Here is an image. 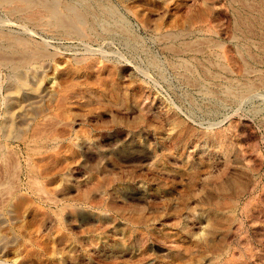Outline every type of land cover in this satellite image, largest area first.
Instances as JSON below:
<instances>
[{"label": "rangeland", "instance_id": "374dc122", "mask_svg": "<svg viewBox=\"0 0 264 264\" xmlns=\"http://www.w3.org/2000/svg\"><path fill=\"white\" fill-rule=\"evenodd\" d=\"M105 2L134 36L104 34L113 20L62 34L36 7L0 4V32L52 53L18 76L0 64V264H264V83L209 102L231 80H264V60L239 58L234 3ZM179 29L221 46L175 53L163 35Z\"/></svg>", "mask_w": 264, "mask_h": 264}, {"label": "bare ground", "instance_id": "6f19581e", "mask_svg": "<svg viewBox=\"0 0 264 264\" xmlns=\"http://www.w3.org/2000/svg\"><path fill=\"white\" fill-rule=\"evenodd\" d=\"M63 1V2H62ZM62 10H60L58 7V5L61 4V2L59 0H0V4L4 3V4H11L14 3L12 12H20V11H27V10H31L32 8L34 9L36 7V9H38L39 11H43L45 13V17L47 19V21L49 22V24H51L52 26L55 27V29L62 34H69V35H78L79 33L81 34V32L84 31V29L88 28V30H93L97 23L98 20H100V22H102V20H113L114 23L113 26H103L102 28V32L104 34H110L113 30L119 29L122 32L129 34L130 36H134L131 35L130 32L127 31V29L125 28L126 26H124L123 21L121 22L119 15H117V13L115 12L116 10H114V8L107 2L108 0H104V1H94V3L92 4L91 1H87V0H62ZM78 1H80L81 3H79ZM232 1V3H234V10H235V15H233L232 19H234V21H232L236 28H234V26H232V28L235 29L236 33H235V40L234 43L237 46V52L239 53V58L246 62V60L248 59L251 62H259L264 60V0H230ZM86 3L87 6H82V3ZM202 2V1H201ZM229 2V1H228ZM60 3V4H59ZM228 6V5H227ZM231 6V4H230ZM232 7V6H231ZM231 10H233L231 8ZM122 16V15H121ZM99 23V22H98ZM232 23V24H233ZM83 25V26H82ZM111 25V24H110ZM83 28V29H82ZM83 30V31H82ZM87 30V31H88ZM181 30V29H179ZM176 31V32H170L167 34H164L163 36H166L167 39H169V44L167 45L168 48H170V50L172 49L173 51L176 52H180L181 51H185L190 49L195 50V52H202L204 49H211L212 47H216L218 46L217 43L215 42V40H208V39H197L195 38V41H185V40H180L183 39V33L182 30L181 31ZM193 30V29H192ZM192 30H189L192 32ZM86 31V30H85ZM84 31V32H85ZM86 31V32H87ZM96 31V30H95ZM130 31V30H129ZM175 31V30H174ZM184 31V30H183ZM186 31V30H185ZM184 31V32H185ZM188 31V30H187ZM196 31V30H195ZM22 32V31H21ZM27 32V31H26ZM92 32V31H91ZM118 32V31H117ZM121 32V33H122ZM210 32V31H209ZM212 32V31H211ZM94 33V32H93ZM96 33H98L96 31ZM100 33V32H99ZM186 33V32H185ZM184 33V34H185ZM188 33V32H187ZM213 33V32H212ZM30 34V33H29ZM113 34V33H112ZM216 34V33H215ZM92 35V34H91ZM188 36V34H186ZM102 36V35H101ZM252 37H256L260 40L263 41L260 45V49L259 51H257V49L255 47H253V49H256V52H251L249 50L248 44L250 43V41L252 40ZM130 38V37H129ZM203 38V37H202ZM166 39V40H167ZM194 39V38H193ZM165 40V39H164ZM217 41V40H216ZM257 41V39H256ZM255 41V42H256ZM46 42V41H45ZM253 42V44L255 43ZM257 41V43H259ZM259 45V44H258ZM221 46V44L219 45ZM218 46V47H219ZM255 46V45H253ZM217 47V48H218ZM235 48V47H234ZM220 49V48H219ZM236 49V48H235ZM222 50V48H221ZM211 51H213L211 49ZM216 51V50H215ZM188 52V51H187ZM196 52V53H197ZM208 52V51H207ZM219 52V51H218ZM216 52V53H218ZM171 53V52H170ZM192 53V52H191ZM213 53V52H212ZM221 53V52H220ZM199 54V53H198ZM207 55V53H205ZM55 55V54H54ZM200 55V54H199ZM198 55V56H199ZM210 55H212L210 53ZM222 55V54H220ZM174 56H179V55H174ZM194 56V54L192 55ZM198 56H196L198 58ZM215 56V55H213ZM219 56V55H218ZM52 57V53H50L47 48L41 44V43H37L36 41L34 42L33 40L29 39L28 37H25V35L23 36V34H18L13 32V31H9V30H5V31H1L0 32V64H2L3 66L7 67L8 70H10L11 74L20 75V72L22 73V71L24 70V68H26L27 65L31 64L32 62H39L41 60H47L50 59ZM189 57V56H188ZM203 57V56H202ZM207 59L209 58L208 56ZM217 57V56H215ZM150 58V57H149ZM177 58V57H176ZM190 58V57H189ZM195 59V56L193 57ZM192 58V59H193ZM196 61H201V60H197ZM218 58V57H217ZM222 58V57H221ZM225 58V57H224ZM193 59V60H194ZM199 59V58H198ZM203 59V58H202ZM223 59V58H222ZM152 60V59H151ZM187 60V59H186ZM204 60V59H203ZM221 60V59H220ZM207 62V60H204ZM176 62V61H175ZM208 62H215V64H217L219 67L223 68V64L219 61V60H212L211 58L208 59ZM207 62V64H208ZM226 62V61H225ZM243 62V63H244ZM264 62V61H262ZM155 63V62H153ZM174 63V62H173ZM224 63V62H223ZM227 63V62H226ZM250 63V62H248ZM248 63H246L247 65H249ZM37 64V63H36ZM196 64V63H195ZM202 64V63H201ZM204 64V63H203ZM202 64V66H203ZM251 64V63H250ZM261 64V63H260ZM200 65V64H199ZM228 65V64H227ZM245 65V64H244ZM252 65V64H251ZM250 65V66H251ZM155 66V65H154ZM172 66V65H171ZM174 66V64H173ZM201 65L198 67L199 71L200 68L202 67ZM263 66V65H262ZM175 67H182L183 69V73H178L181 74V78L183 79V81H187V82H197L196 78L194 77L196 74L194 73V69H195V65H191V62L189 63V61H185V58L183 61H178L175 65ZM208 67V66H207ZM218 67V69H219ZM227 67V66H225ZM264 67V66H263ZM30 68V67H29ZM215 68V67H214ZM220 68V70H221ZM247 68V67H245ZM250 68V67H249ZM254 68V67H252ZM40 69V68H39ZM181 69V70H182ZM203 69V67L201 68ZM208 69V68H206ZM210 69V68H209ZM227 69V68H225ZM244 68H242L243 70ZM256 69V68H255ZM261 69V68H260ZM198 70V69H197ZM196 70V71H197ZM205 70V69H204ZM211 70V69H210ZM210 70H205L206 72L210 71ZM229 70V69H228ZM227 70V71H228ZM233 70V69H232ZM245 70V69H244ZM258 70V69H257ZM205 71L204 74L206 73ZM222 71H225L222 69ZM241 71V69H240ZM247 71V70H246ZM179 72V71H178ZM216 71L211 70L208 74L212 77H214ZM219 72V71H217ZM231 72V71H230ZM260 72V71H259ZM193 73L195 75H193ZM199 73V72H198ZM220 73V72H219ZM254 73V72H253ZM203 74V73H202ZM203 74V75H204ZM223 74V73H222ZM5 75V74H4ZM202 75V76H203ZM233 75V74H232ZM237 75V74H236ZM250 75V74H248ZM258 75V74H257ZM256 75V76H257ZM200 76V74L198 75ZM208 76V75H207ZM220 76V74H219ZM225 76V75H224ZM253 76V75H252ZM180 77V76H179ZM201 77V76H200ZM199 77V78H200ZM204 77V76H203ZM209 77V76H208ZM211 77V78H212ZM246 77V75H245ZM255 77V76H253ZM252 77V78H253ZM11 78V77H10ZM39 78V77H38ZM180 78V79H181ZM210 78V77H209ZM219 78V77H218ZM217 78V79H218ZM222 78V77H221ZM228 78V77H227ZM231 78V77H230ZM237 78V77H234ZM244 78V77H241ZM249 77H246V79ZM257 79L251 80L249 78V80L247 79V81H236L233 82V80H231L226 87L224 86V88H222V91L220 94H222V96H218V94H212V96L209 97V102L212 103L213 107H217L218 105H220L221 103H223L225 100L227 102L228 101H232V102H238L241 101L242 99H244L246 96H248L249 94H251V92L254 90V88H257L262 85L264 83V80L261 76L256 77ZM194 79L196 81H194ZM224 80L226 79L223 78ZM164 80V79H163ZM203 80V79H202ZM206 80V79H205ZM222 80V79H221ZM238 80V79H237ZM185 81V82H186ZM201 81V80H200ZM208 81V80H207ZM203 82V81H202ZM213 82V81H212ZM217 82V81H216ZM206 83V82H205ZM215 83V82H214ZM207 84V83H206ZM210 84V83H209ZM216 84V83H215ZM222 84V83H221ZM203 85V84H202ZM220 85V83H219ZM189 86V85H188ZM198 86H200L198 84ZM18 87V86H17ZM36 87V86H35ZM209 88V87H208ZM212 88V87H211ZM216 88V87H215ZM214 88V89H215ZM218 88V87H217ZM260 88V87H259ZM206 89V88H205ZM204 89V90H205ZM221 89V88H220ZM12 90V89H11ZM203 90V91H204ZM62 91V90H61ZM208 92V91H207ZM217 92V91H215ZM203 94L206 92H202ZM4 94V93H3ZM59 94V93H58ZM62 94V92H61ZM219 94V95H220ZM16 95V94H15ZM202 95V94H201ZM60 96V95H59ZM56 98V97H55ZM22 99V98H21ZM224 99V100H223ZM61 100V99H60ZM31 102V101H30ZM59 102V101H58ZM204 103V102H203ZM235 104V103H234ZM209 106V104H206ZM205 105V106H206ZM204 106V104H203ZM211 106V107H212ZM207 107V106H206ZM50 108V107H49ZM209 108V107H208ZM207 108V109H208ZM256 108V107H255ZM1 109V108H0ZM209 110V109H208ZM212 110V109H211ZM43 112V111H42ZM211 114V113H210ZM21 116V115H20ZM12 119V118H11ZM21 119V118H20ZM22 120V119H21ZM47 120V119H46ZM11 124L13 122L10 121ZM22 124V123H21ZM36 124V123H35ZM40 127V126H39ZM36 128V126H35ZM32 129V128H31ZM36 130V129H35ZM38 130V128H37ZM14 132V130L12 131ZM43 132V131H42ZM45 132V131H44ZM43 132V133H44ZM35 133V132H34ZM38 133V132H37ZM40 133V132H39ZM38 133V135H39ZM12 134V133H11ZM51 134V133H50ZM54 134V133H53ZM47 135V134H46ZM52 135V134H51ZM9 136V134H8ZM7 137V136H6ZM5 137V138H6ZM8 138V137H7ZM34 138V137H33ZM38 138V137H37ZM224 138V137H223ZM23 139V138H22ZM215 139V138H214ZM48 140V139H47ZM46 140V141H47ZM81 140V139H80ZM45 141V142H46ZM52 142V141H51ZM82 142V141H81ZM93 143L91 142H86L84 140V142H82L81 147H90ZM49 145V144H48ZM4 147H2V145L0 144V157L3 155V149ZM6 149V148H4ZM8 150V149H6ZM5 150V151H6ZM12 153V151H10ZM14 153V152H13ZM10 154V153H9ZM6 155V153H5ZM14 156V155H13ZM8 159V158H7ZM264 162V161H263ZM4 163V162H3ZM18 162H16L17 164ZM7 164V162H6ZM5 164V165H6ZM19 165V163H18ZM84 167H86L85 164H80ZM88 165V163H87ZM15 167L17 165H14ZM81 166V168H82ZM13 167V166H12ZM235 167V166H234ZM11 168V166H10ZM7 169V168H6ZM236 170V169H235ZM6 171V170H5ZM15 171V170H14ZM10 172V171H8ZM7 172V173H8ZM20 172V170L18 171ZM11 174V172L9 173ZM3 176V175H2ZM11 176V175H10ZM9 176V177H10ZM32 177V176H31ZM67 181L69 180L68 178L66 179ZM10 181V180H9ZM237 182L236 180H232L229 181L230 183ZM3 182V181H2ZM9 183V182H8ZM264 185V184H263ZM2 186V185H1ZM15 186V185H14ZM8 187V186H7ZM6 188V186H5ZM5 188H2L5 189ZM8 187V190H9ZM229 188V183L225 182V184H220L219 189L221 190H227ZM13 189V188H12ZM1 190V191H2ZM11 190V189H10ZM16 190V189H15ZM7 191V190H6ZM4 192V191H3ZM15 192V191H14ZM6 194V193H5ZM11 194V193H10ZM8 195V194H7ZM3 197V196H2ZM1 199V198H0ZM54 218V217H53ZM51 219V218H49ZM53 223L55 222L54 220ZM57 222V221H56ZM55 222V223H56ZM50 223V222H49ZM213 227V226H212ZM211 231V230H210Z\"/></svg>", "mask_w": 264, "mask_h": 264}]
</instances>
